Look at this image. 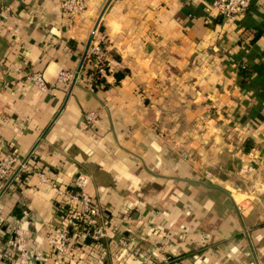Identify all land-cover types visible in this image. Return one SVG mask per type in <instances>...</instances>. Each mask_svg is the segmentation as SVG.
Listing matches in <instances>:
<instances>
[{"label": "crops", "instance_id": "crops-1", "mask_svg": "<svg viewBox=\"0 0 264 264\" xmlns=\"http://www.w3.org/2000/svg\"><path fill=\"white\" fill-rule=\"evenodd\" d=\"M62 1L0 4V157L28 165L0 180V264H264V0L229 21L211 0H84L71 19ZM100 25L106 88L86 61ZM63 68L80 76L53 85ZM79 172L106 236L58 255L55 187Z\"/></svg>", "mask_w": 264, "mask_h": 264}, {"label": "built area", "instance_id": "built-area-1", "mask_svg": "<svg viewBox=\"0 0 264 264\" xmlns=\"http://www.w3.org/2000/svg\"><path fill=\"white\" fill-rule=\"evenodd\" d=\"M219 13L228 21L244 13L252 0H211ZM3 0H0V4ZM62 7L66 15L71 19L79 15L85 8L84 0H63ZM97 30V37L94 38L86 51L88 62L94 69L92 72L93 81L99 76H103L108 67L104 43L106 35L103 30ZM80 76V70L63 68L57 73L55 83L72 82ZM27 79L39 91L49 89L43 73L41 71H32L27 75ZM95 116L93 111L86 114L88 120ZM26 159L17 158L12 153H5L0 157V180L3 182L5 189L11 180L21 170H27ZM40 178L45 179L44 173H39ZM90 176L86 172H79L73 179L70 188L56 186L55 193L59 197L60 215L52 231L43 237L58 255H65L71 252L73 241H81L85 237L99 239L106 236V228L109 219L106 218L98 205L95 198L86 190ZM15 233L20 243V256L26 259L39 260L42 256L40 251L30 252L28 240L24 235V228L21 223L14 227ZM118 242L122 246H127L128 240L120 236ZM132 253L139 256L142 253V247L136 245L132 248ZM150 264H155L151 261ZM169 264H178L176 259H172Z\"/></svg>", "mask_w": 264, "mask_h": 264}, {"label": "trees", "instance_id": "trees-1", "mask_svg": "<svg viewBox=\"0 0 264 264\" xmlns=\"http://www.w3.org/2000/svg\"><path fill=\"white\" fill-rule=\"evenodd\" d=\"M102 25L99 26V29H101ZM88 60V57L86 56V61ZM246 66L242 65L241 67V71L244 73V75H248V73H246L245 70ZM88 72H94V69L92 67H88L87 68ZM106 71L108 72V67H106ZM114 77H115V81L118 82L120 78H122L125 74V71H121V70H117L113 72ZM93 87L97 88V87H103L106 88L108 86V83L104 80L103 76H97L95 78V80L93 81ZM99 84H102L101 86ZM253 142L250 139H246L243 149L244 150H249V148L252 146Z\"/></svg>", "mask_w": 264, "mask_h": 264}, {"label": "water", "instance_id": "water-1", "mask_svg": "<svg viewBox=\"0 0 264 264\" xmlns=\"http://www.w3.org/2000/svg\"><path fill=\"white\" fill-rule=\"evenodd\" d=\"M104 10V9H103ZM103 10H102V12L100 13V15H99V17H98V19H97V21H96V23H95V27L97 26V24H98V22H99V20H100V17H101V15H102V13H103ZM91 37H92V35H91ZM90 41V40H89ZM88 46H89V43H88V45H87V47H86V51H87V49H88Z\"/></svg>", "mask_w": 264, "mask_h": 264}]
</instances>
